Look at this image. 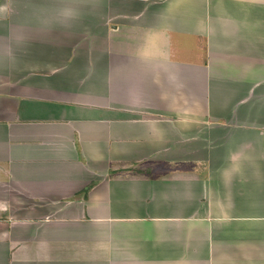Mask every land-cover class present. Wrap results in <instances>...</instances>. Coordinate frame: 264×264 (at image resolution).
<instances>
[{"label":"crops","instance_id":"1","mask_svg":"<svg viewBox=\"0 0 264 264\" xmlns=\"http://www.w3.org/2000/svg\"><path fill=\"white\" fill-rule=\"evenodd\" d=\"M0 264H264V0H0Z\"/></svg>","mask_w":264,"mask_h":264}]
</instances>
